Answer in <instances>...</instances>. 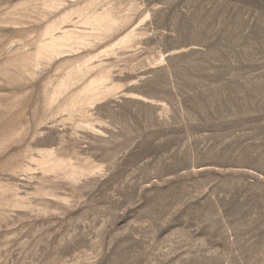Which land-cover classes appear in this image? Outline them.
<instances>
[{
  "label": "rangeland",
  "instance_id": "1",
  "mask_svg": "<svg viewBox=\"0 0 264 264\" xmlns=\"http://www.w3.org/2000/svg\"><path fill=\"white\" fill-rule=\"evenodd\" d=\"M0 264H264V0H0Z\"/></svg>",
  "mask_w": 264,
  "mask_h": 264
}]
</instances>
